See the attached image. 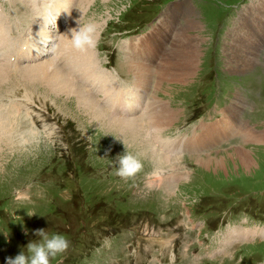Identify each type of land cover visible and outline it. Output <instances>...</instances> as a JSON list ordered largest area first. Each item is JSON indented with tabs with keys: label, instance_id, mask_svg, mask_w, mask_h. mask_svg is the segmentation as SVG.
Instances as JSON below:
<instances>
[{
	"label": "rangeland",
	"instance_id": "obj_1",
	"mask_svg": "<svg viewBox=\"0 0 264 264\" xmlns=\"http://www.w3.org/2000/svg\"><path fill=\"white\" fill-rule=\"evenodd\" d=\"M37 1L39 0H35L36 6L43 8ZM42 1L40 0L41 3L44 2ZM179 1L181 0H90L89 6L80 10L77 6L80 0H76L74 4L68 5L73 7L71 12L60 15H64L65 23L62 21L54 31L58 33L53 42H50L51 49L53 47L56 51L60 35L66 34V29L75 19L77 24L78 22L85 24L88 16L93 17L96 13L95 17L103 19L97 30V43L94 47L101 66L110 67L119 77L122 74H131L130 77L134 75L126 80L131 79V83H138L135 65H147L145 63L147 60L143 61L139 58L137 62L133 61L130 48L125 47L126 41L139 42V45L144 39H147V42L153 41L148 40L145 32L151 30L153 25H157L163 12L180 5H173ZM182 2L190 5L194 10L184 15L186 20L194 12L191 17L198 15L195 19L200 22L198 29L201 30H190L191 34L196 33L199 37L198 48L201 50L199 54L197 53V71L193 76L191 74L187 81L179 83L174 82L175 80H167L163 84L155 83L150 76L146 88L150 92L149 95H153L156 91L159 97L169 101L176 112L175 115L174 112L172 113V126L159 130L155 124H160L164 117L156 110H153V113L145 112L148 106L144 104H140L131 116H125L139 118L142 113L151 117L157 116L158 120L155 124H148L146 120L140 122L142 126L146 125L147 131L154 126L158 132H164L163 135H172L173 129H177V132L185 130L195 117L214 113L215 110L231 102L236 107L230 113L239 115L241 109V117L249 125L256 127L257 131H261L264 129V45L256 52L258 58L256 57L255 68L243 71L244 69L238 67L236 62H242L244 54L230 50L232 40L228 37L230 31L240 27L238 26L240 24L237 27L235 24L237 21L241 22L239 14L241 15L242 10L256 3V0L254 2L253 0H182ZM249 13H246L247 17ZM10 14L17 19L18 16H21V19L25 17V23L32 22L31 5L26 0H0V16L6 15L7 19ZM182 16L183 14L179 15L177 25L179 22L185 25L186 21H181ZM43 17L44 14L39 16V23ZM246 27L250 29L248 24ZM30 29L25 37L37 39L36 28ZM49 33L53 32L49 31ZM8 37L7 42H14L15 35L12 31ZM169 40L174 44L173 36ZM227 49L230 55L235 54L237 58L233 55L230 58L225 52ZM54 55L52 53L41 60ZM153 56L154 53H152V61ZM123 59L132 60L126 61L123 67L125 71L122 68ZM31 63L33 62L23 61L21 66ZM153 63L154 61L152 65ZM152 71H157V68L154 66ZM12 73L17 72L13 70ZM38 85L44 89L41 83ZM26 87L36 100L34 102L30 96L31 106L24 105L23 102ZM30 87L31 85L23 82L16 90L3 92L5 98L10 96L17 102L9 101L4 105V111L0 110L1 116L5 113L7 121L12 119L9 123L13 125L2 129L3 125L0 124L1 137L5 134L9 135L12 130L27 128L29 122L31 129L28 132L27 142L17 150L18 156H14V151L11 150L9 144L11 136L8 141L4 136L2 137L4 147L0 151V264H6V258L10 255L15 256L29 241L39 240L35 232L39 228H45L49 233H63L69 239V247L53 258L51 264H264V236H253L254 238L244 241L237 238L231 243L233 245L229 247L230 251L222 253L219 257L211 253L221 247L217 227L214 230L211 229L212 227L218 225L225 230L227 225L264 226V144L257 141L245 143L239 136L232 144H249L243 148L249 150L252 164H245L247 160L240 162L238 158H234L232 152L228 151L229 154L221 152L214 156L213 159L220 158V160L214 159L209 168L202 166L196 159H187L185 163L190 165L188 179L190 185L181 188L189 183L188 181L179 182L178 185L167 183L158 191L150 192L152 186L156 185L153 179L149 180L153 169L160 170L163 174L165 169H171L172 163L184 162L178 156L180 150L176 155L171 156L172 159L164 155L161 150L157 157L155 146V151L152 147L151 150L147 149L144 152L141 144H137L136 137L119 134L115 125L114 129L107 128L105 119L91 118L85 109H80L74 97H66V94L44 97L41 87L40 90L33 89V91ZM125 87L128 85L126 84ZM238 91L242 97L237 93ZM18 101H21L20 105ZM109 111L108 114H111ZM186 118L188 119L184 121ZM230 118L236 121L234 117ZM72 125L79 127V130L69 135L67 131ZM37 130L40 131L39 134ZM80 130L90 134L95 146L101 144L99 141L105 134L111 139L101 141L109 147L119 144L111 135L115 138L119 137L121 139L119 141L122 143L124 141L142 160L146 169L142 168L141 173L139 171L135 174L138 179H129L119 176L116 172L117 166L110 160L103 158L99 161L101 158L95 156L86 161L82 159L83 154L81 163L75 159L72 166L73 148L69 149L68 146L81 141ZM92 132H95V135L92 136ZM189 134L192 135L191 129ZM37 138L41 144H38ZM181 147L186 148L183 145ZM28 150L31 151L26 152ZM79 152L81 149L75 147V154ZM23 153L25 154L22 156ZM63 155L67 157V161ZM12 156L22 157L11 160ZM88 162L94 163L93 168ZM65 183L70 189L76 190V195L70 196L63 192L62 197L65 198V202L61 200L53 202V199L59 197L60 188ZM133 185H137L136 191L132 189ZM17 189L27 192L30 199L17 201L15 199ZM101 199H104L106 205H99ZM56 206L62 207H57V210L63 213L66 210V215L56 211ZM111 209L117 214L120 212L122 217L115 216V219L109 221ZM127 218L133 220L127 221ZM126 222L127 224L121 226ZM233 228L227 232L229 233ZM99 231L102 232L100 237ZM213 231L216 236L208 234ZM205 237L210 239L206 245L202 243ZM237 243L239 244L236 245ZM96 245L99 246L95 247ZM232 249L234 250L231 252Z\"/></svg>",
	"mask_w": 264,
	"mask_h": 264
},
{
	"label": "bare ground",
	"instance_id": "obj_2",
	"mask_svg": "<svg viewBox=\"0 0 264 264\" xmlns=\"http://www.w3.org/2000/svg\"><path fill=\"white\" fill-rule=\"evenodd\" d=\"M26 1L31 5V10L33 14L31 23H25L24 22L25 17H22L21 19L20 18L21 16H18V19L14 15L11 16V14L6 19L5 16L7 15V13L5 16H0V56L2 57L0 58V110L2 109V111H4L3 109L4 105L7 104V102L9 101L15 100V99L13 100V98H10V96L9 97L7 96L8 98H5L6 96L3 95V92H6L10 89L16 90L17 86L23 82L31 85L30 88L32 91L33 89L40 90L39 88L41 87L42 89L43 87L42 86L39 87L38 83H41L44 86V89H42L44 93V97H47L48 95H52L53 97H55L57 95H62V94H66V97H72V98L74 97L80 109H85L91 118H94L95 120L105 119V124L107 128L114 129V125H115V129L119 134H130V136L136 137L137 144H141L142 150L144 152L147 151V149H150L152 147L154 148L155 146L157 151L156 153L157 157H158L157 154L161 150L162 153L166 155L169 159H172L171 156L176 155L177 152L181 149L198 151L202 149L206 144L219 142L217 141L218 136L221 133L229 131V129L232 127L231 123L226 122L224 118H219L212 122L207 121L208 123L202 121L201 123H206V124L199 123L196 126V130L200 129L197 134L193 133L187 138L184 137L171 141L169 140L167 134L163 135L164 132L162 133L158 132L154 126L153 128H148L147 131L146 125L142 126V123L140 122L142 120H146L148 124H155L158 120L157 116L151 117L148 116L146 113H142V115L139 116V118L136 117L129 118L125 116V115L131 116L140 104H144L148 106L145 112L153 113L154 112L153 110H156L158 114L164 117V120H161L160 124H155V126L159 130H162L164 127L172 126L171 118L173 117L172 113L174 112V110L170 105L169 101L162 97H159V95L155 91V88H154L155 93L153 95L152 94L149 95L150 92H148L146 88L149 85V81L151 78L150 76H152V81H155V83L161 82V84H163L167 80H175L174 82L179 83V82L187 81L190 75L192 74L193 76L194 72L197 71L198 68L196 63V60H198L197 53L199 54V51L201 50V49L199 50L198 48V45L200 44L199 37L196 33L191 34L190 30L193 29L195 30L200 28L199 26L200 22L199 20L195 19L198 15L191 17V15L194 14V12L186 20V17L184 15H187L188 13H190V11H194L187 4L181 3L175 9H170L167 12H165L163 19H161L154 27V32H153L154 37L158 40H163L166 39L167 37L168 39H170L173 36L174 44L170 47V49L165 48L164 44L159 43L157 47L154 49L140 50L139 47H136V44L139 45V42L133 43L132 41L130 42L126 41L125 47L127 49L130 48L131 55L133 56L132 58L133 61L137 62L140 58V60L143 61L147 60V62H145L147 63V65L144 64L135 65V70L139 81L138 83L135 84L131 83V79L126 80V78H132L134 75L130 77L129 74L128 75L122 74L121 78L123 79L125 85L126 84L128 85V87H125L124 84L119 82L118 79H116L111 75L113 71H110L109 68L107 71L106 66L104 67L101 66V63L97 58V52L94 51V47L81 50L73 46L71 41V33L69 29L72 27H76L78 25L77 19H75L74 22L71 23L70 26L66 29L65 35H60L61 37H60L59 45L55 51V55L53 54L54 55L53 57L51 58L48 57L46 60L43 61L41 59L48 56L49 51L53 49V47L51 49L50 42H53L55 35L57 36L58 32H54V31L58 29L62 21L60 23L57 21L51 22V21H47L48 18H46L45 23H39L40 26L39 31H41V26H42V31H44L43 32L44 34L39 35L40 41L37 40V43L35 42L34 46H36L39 43L40 44L34 49L27 42L24 43L22 48H18L17 46L11 45L12 42L11 43H9V41L7 42L6 34L8 32V29L11 27V25L16 26L17 30H23L28 25L31 24H33V27H35V23H36L35 13L40 12L41 14H44V16L48 17L47 16L48 10L46 8L47 6H49V4L50 6L55 8L59 13L62 12L61 9L63 7H64V11L62 12V14L65 12L69 13L73 10V7H69V6L71 4H74L73 2L76 0H65V2L64 0H43L44 1V2L42 1L43 3H41L40 0L37 1L40 4H42L44 8L37 7L35 1L33 2L32 0H26ZM89 4H90V0H80L77 6H79L81 10L85 6H89ZM248 12L250 13L247 17L246 13ZM252 13H256L264 16V0H256V3L246 6L242 10L240 15L241 22L239 23L237 21L235 24L236 27L238 24H240L238 25L240 27L234 30L232 35L234 41L232 43L230 42L231 46L229 48L232 52L238 51L239 53L241 52L242 54H244V56L242 57L243 61L236 62L238 67L244 69L243 71L245 70L249 71L255 68L254 65L257 60L256 52L261 48L262 46L261 44L264 42V34L259 32V28L264 27V20L256 19L257 21L256 27L251 28L249 31H248V27H246L247 20H249L248 18L251 16ZM79 14H77V16H79ZM180 14H183L181 21H186V23L185 25L184 23L180 24V26L182 27H177V20ZM95 15L96 13L94 14L93 17L88 16L87 23L88 22L94 23L98 30L99 26L103 22V19L101 20L98 17H95ZM61 17L62 16H58L55 17V19H60ZM11 18H13V20H11ZM50 19L52 20V17ZM52 28H54L53 31ZM29 30L31 31V29ZM246 30L248 31V33L246 32ZM49 31H52L53 33L51 34L49 33ZM175 31L176 33H174ZM97 35H98V31L96 32V37ZM43 37L45 38L43 39ZM154 37L152 38L153 41H154ZM144 40L147 42V39ZM46 42H48V45L45 44ZM152 53H154L155 55L153 56L154 57L153 65H152L153 61L151 60ZM20 55H23L27 59H31V60L36 59L34 61L35 63L33 62L34 64L31 63L29 65L21 66L19 60ZM140 55L141 57H139ZM232 55L233 57L237 58L235 54ZM122 61H123V65H122L123 68L125 67L124 65L127 62L125 59H123ZM130 61L132 60L129 59L128 62ZM150 66L152 68L155 66L157 68V71L153 72ZM12 68L14 71L17 72L16 74L12 73L13 71ZM128 70L130 71L131 69ZM152 72L153 75H151ZM24 90H25L23 95L24 98L22 97L24 99L23 101L24 105L27 104L31 106V102H30V96H32L31 91H29L27 87ZM148 95L150 97H148ZM11 96H14V94H12ZM147 99H149V102H147ZM34 100L35 99L33 98V101ZM14 102L16 103L17 101ZM21 104L23 106V103ZM10 105L11 104H9V108H11ZM108 110L111 111V114H108ZM4 115L2 114V116ZM2 116L0 113V124L3 125L2 129L12 125L9 123L12 122V119L11 121L9 120L8 122L6 119L7 116L4 117ZM15 121H17V119ZM199 126H206V128L201 129ZM2 129L0 130V151L1 148L4 147L3 138H2L3 136L4 139H6L7 141L11 136V143L9 142V144L11 145L12 151L15 148H20V146L23 145V144H17L20 138H22L24 142H27L28 132L30 128H25L23 130L20 129L19 131L17 129L12 130L10 134L7 132L9 135L4 133L5 135H2L1 137ZM37 133L39 134L40 131L37 130ZM174 134L175 132L172 133V135ZM258 137L260 139L257 141V143L264 144V129L259 132ZM38 140L39 138H37L38 144H41V141ZM182 145L185 146L186 148L181 147ZM241 149L246 150L244 148ZM150 154H152V152H150ZM234 156H235L234 158H238L240 162L247 160L245 164L247 165L252 164V159H251L252 157L249 153V150H246L244 152L236 151L234 153ZM193 158L196 159V161H199V163L202 166H206L207 168H209L211 166V163L214 161L212 158L207 156L204 158L203 157L202 158L193 157ZM172 167H173V163L171 168ZM158 173L159 176L162 177L161 175L162 171L158 170ZM152 181H154V179ZM190 184L191 182L186 183L181 188L188 186ZM170 188L172 189V186ZM103 229H105V227ZM101 231L98 232L99 237L102 236ZM228 235H230V237L234 239L237 238L248 239L256 235L262 236L264 235V227L249 226L238 230L237 228H233L229 231Z\"/></svg>",
	"mask_w": 264,
	"mask_h": 264
},
{
	"label": "clouds",
	"instance_id": "obj_3",
	"mask_svg": "<svg viewBox=\"0 0 264 264\" xmlns=\"http://www.w3.org/2000/svg\"><path fill=\"white\" fill-rule=\"evenodd\" d=\"M69 31L75 48L84 50L96 46L97 28L94 23L80 24L78 22V25L70 28ZM116 139L121 140L117 136ZM123 143L125 144L124 141ZM116 158L118 164L116 172L121 177H132L143 168L142 160L131 151H128L126 144L125 151L117 154ZM15 199L17 201H27L30 197L27 192L17 189ZM35 232L40 239L29 241L15 256H8L6 264H51L53 258L69 247V239L63 233H49L45 231V228L36 229Z\"/></svg>",
	"mask_w": 264,
	"mask_h": 264
},
{
	"label": "crops",
	"instance_id": "obj_4",
	"mask_svg": "<svg viewBox=\"0 0 264 264\" xmlns=\"http://www.w3.org/2000/svg\"><path fill=\"white\" fill-rule=\"evenodd\" d=\"M175 111H174V115H175ZM212 122V121H211ZM208 123V122H207ZM201 124H206V123H201ZM201 129H204V128H206V126H199ZM230 129H233V130H235V128H230ZM230 129H229V131H230ZM263 130V129H262ZM261 130V131H262ZM259 132L260 131H257L256 129L254 130V134H253V136H252V138L249 140L250 142H253V141H258L260 138L258 137V135H259ZM229 136L231 137V134H229ZM222 141H219V142H216V143H221ZM215 144V143H214ZM241 148H243V147H240V148H237V149H235V150H231V151H228L229 153H235L236 151H242V152H244V151H246V150H248V149H246V150H243V149H241ZM245 149V148H244ZM228 152H226L227 154H229ZM207 157H210V158H212V154L211 155H209V156H207ZM202 158V157H201ZM204 158V157H203ZM213 159V158H212ZM214 159H217L218 161L220 160V158H214ZM213 159V160H214Z\"/></svg>",
	"mask_w": 264,
	"mask_h": 264
}]
</instances>
